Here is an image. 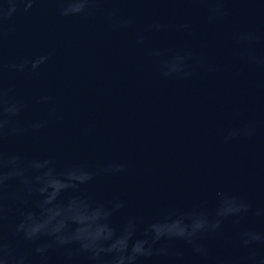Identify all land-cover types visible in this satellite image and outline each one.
Here are the masks:
<instances>
[{
  "label": "water",
  "instance_id": "95a60500",
  "mask_svg": "<svg viewBox=\"0 0 264 264\" xmlns=\"http://www.w3.org/2000/svg\"><path fill=\"white\" fill-rule=\"evenodd\" d=\"M13 2L15 11L0 0V87L9 101L27 105L21 126L47 123L39 133L9 139L6 153L24 161L51 156L57 173L74 162L93 170L125 165L124 172L100 175L79 190L85 208L113 198L126 202L107 222L118 236L130 217L137 218L134 238H140L146 226H168L188 209L213 215L217 200L229 193L264 208V69L241 58L233 39L254 33V51L264 55V0H228L223 7L229 14L216 20H209V5L195 0H95L87 14L68 16L59 15L58 0H36L27 11V0ZM124 20L130 21L126 27ZM154 23L164 27L154 30ZM185 23L190 30L181 27ZM188 51L193 75L165 76L161 65ZM40 57L47 60L34 71L10 67ZM201 58L216 71L198 63ZM42 96L50 100L42 103ZM247 125L256 127L254 137L225 141L232 129ZM38 174L13 177L8 192L18 193L20 179ZM76 195L65 192L48 205L36 197L10 200L5 233L27 250L13 235L27 213L63 223L69 232L86 228L87 216L73 219ZM261 228L264 222L251 214L229 218L209 248L213 255H250L235 248L233 238ZM182 250L186 264H205ZM252 251L264 256L259 244ZM60 255L54 252L53 259ZM77 264L87 261L80 257Z\"/></svg>",
  "mask_w": 264,
  "mask_h": 264
},
{
  "label": "clouds",
  "instance_id": "9594fccd",
  "mask_svg": "<svg viewBox=\"0 0 264 264\" xmlns=\"http://www.w3.org/2000/svg\"><path fill=\"white\" fill-rule=\"evenodd\" d=\"M11 11H15L13 0ZM36 0H27L25 11L32 7ZM95 0H58L61 7L58 13L61 16L87 14ZM195 2L209 5V20H216L229 14L223 5L228 0H195ZM71 9V11H69ZM0 15L3 10L0 8ZM10 15V13H9ZM130 21L124 20L121 25L126 27ZM154 30H161L164 26L154 23ZM189 29L190 25H181ZM237 45V54L251 67L264 69V55L254 51L253 45L259 40L252 32H238L233 35ZM138 43H143L139 37ZM47 60L40 57L31 62L11 65L17 71H34ZM193 53L172 56L161 65L165 76L179 75L181 78L193 75ZM198 63L204 65L208 71L216 68L201 58ZM48 96H42L40 101L46 103ZM23 101H9L7 91L0 87V264H77V259H86L87 264H145L147 261L158 260L163 264H186L182 249H187L193 259L204 261L205 264H264V256L252 251L259 244L264 248V228L260 230H245L236 234L232 244L237 249L248 250L246 256L213 255L208 241L222 234V227L229 218L239 220L251 214L264 222V208L257 207L245 197L229 193L223 199L217 200L216 211L209 215L204 209L195 207L185 210L178 221H171L168 226L153 223L144 228L140 238L135 237L137 224L136 217H130L122 226L119 236L107 223L110 218L127 208L125 201L113 198L107 204H98L94 208L83 207L86 198L79 194L81 186L90 183L100 175L114 176L125 171V165L110 163L93 170L79 163L68 164L62 172L57 173L55 159L47 157L24 161L18 154L6 153L5 143L11 138L23 137L29 132L39 133L46 126V121H34L29 125L21 126L18 119L26 110ZM256 127L247 125L244 128L232 129L225 141L239 137H254ZM39 174L33 179H20L19 192H8V183L13 177L23 178L31 171ZM77 193L73 203L79 211L73 216H87L90 220L86 228L76 232L66 231L63 223L52 224L47 219H36L33 214L27 213L14 228V237L28 245L22 250L5 233L3 223L6 219L8 202L21 197H36L41 205H48L59 199L65 192ZM220 196V193H217ZM182 225V226H181ZM181 242L182 248L176 247ZM61 255L55 260L53 253Z\"/></svg>",
  "mask_w": 264,
  "mask_h": 264
}]
</instances>
